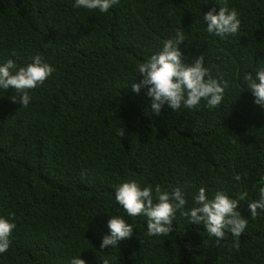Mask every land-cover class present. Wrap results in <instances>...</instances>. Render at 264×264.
I'll use <instances>...</instances> for the list:
<instances>
[{"label": "trees", "instance_id": "obj_1", "mask_svg": "<svg viewBox=\"0 0 264 264\" xmlns=\"http://www.w3.org/2000/svg\"><path fill=\"white\" fill-rule=\"evenodd\" d=\"M74 4L0 0V64L40 55L55 69L29 90L27 106L11 100L14 89H0V216L16 223L0 264L78 256L86 264H264V211L253 219L248 207L264 186V107L243 80L264 65V0H119L106 13ZM224 5L241 24L221 38L203 17ZM178 29L182 59L204 54L212 76L229 81L220 107L202 99L195 109L165 104L156 114L145 88L132 91L142 79L137 66ZM126 180L179 187L185 209L200 187L209 198L246 194L238 247L231 233L217 240L179 210L169 236L146 235V217H129L115 200ZM115 215L133 235L101 248Z\"/></svg>", "mask_w": 264, "mask_h": 264}, {"label": "clouds", "instance_id": "obj_2", "mask_svg": "<svg viewBox=\"0 0 264 264\" xmlns=\"http://www.w3.org/2000/svg\"><path fill=\"white\" fill-rule=\"evenodd\" d=\"M118 3L119 0H75L73 6L106 13ZM203 19L207 21V32L221 38L235 34L240 29L238 11L229 9L227 5L220 6L218 12L213 7ZM182 42L184 33L178 29L174 37L163 42L159 52L137 66L142 79L132 83L131 89L139 93L142 87L145 88L146 95L151 98V109L156 114L160 113L165 104L175 111L182 106L185 109H195L202 99L209 108L220 107L225 89L229 87V81L222 76L219 79L212 76L210 69L204 64V54L194 58L191 64L183 60V53L179 48ZM54 71V67L40 55H36L32 62L24 66H18L10 58L0 64V89H14L17 95H12L11 100L27 106L31 99L29 90L44 84ZM243 80L255 98L254 103L264 107V65L254 69V75L253 72H247ZM119 134L124 135L123 129H120ZM236 179L239 180V176ZM258 194L259 199L251 201L248 205L253 219L256 218L258 209L264 211V186L259 187ZM245 195L241 194L237 199L229 197L226 192L217 191L214 198H209L206 188L200 187L198 194L193 197L194 205L185 209L187 200L179 187L169 191L157 184L153 189L151 185L141 187L136 180H126L115 189V200L129 217H146L148 236H169L173 231L172 221L179 210L180 215L188 217L191 224H203L209 236L217 240H224L227 233H231L236 238L233 243L237 247L239 237L248 224L247 218L237 211V206ZM108 227L110 235L103 237L101 248L115 247L119 241L133 235V225L121 215L111 216ZM15 228L14 219L0 216V253L9 248L10 236ZM71 264L86 262L78 256L71 260ZM103 264H109V260L104 259Z\"/></svg>", "mask_w": 264, "mask_h": 264}]
</instances>
